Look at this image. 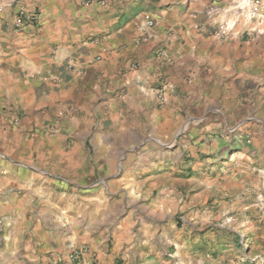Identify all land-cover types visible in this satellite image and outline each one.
<instances>
[{"label": "crops", "instance_id": "crops-1", "mask_svg": "<svg viewBox=\"0 0 264 264\" xmlns=\"http://www.w3.org/2000/svg\"><path fill=\"white\" fill-rule=\"evenodd\" d=\"M215 1L0 0V264L65 262L81 244L82 264H264V193L249 171L221 176L216 234L196 229L193 201L179 221L177 198L162 197L193 178L185 145L169 143L187 116L209 113V78L239 81L264 40V24L248 46L200 29ZM21 8L40 19L15 32Z\"/></svg>", "mask_w": 264, "mask_h": 264}, {"label": "rangeland", "instance_id": "rangeland-1", "mask_svg": "<svg viewBox=\"0 0 264 264\" xmlns=\"http://www.w3.org/2000/svg\"><path fill=\"white\" fill-rule=\"evenodd\" d=\"M214 3L230 4L227 0H217ZM256 5L257 20L248 24L243 22L241 28L256 26L258 31L264 24V0H256ZM258 33L248 35L245 32L232 40H217L227 43L237 41L248 46ZM259 44L261 50L256 60L243 56L239 81L229 79L223 83L220 82L221 76L209 78L208 88L202 92L203 95L208 93L209 101L206 106L209 113L187 116L169 143L171 151L176 150L180 144L185 145L181 153L182 160L193 159L188 165V171L193 167L194 172L192 179H189V174L179 175L176 196L162 197L177 198L178 211L175 216L179 221L188 213L184 208L186 203L193 201L195 205L190 208V212L193 210L200 217L204 214L205 225H196V229L202 230V233L211 230V233L216 234L221 225L218 203L223 200L218 192V182H223L221 176L224 173L234 170L249 171L252 174L250 181L260 193H264V40L259 41ZM225 65L226 72L230 73L237 71L239 67L238 62L232 59L227 60ZM230 77L231 75H226L225 78ZM204 104L200 106L205 107ZM205 172L211 173L208 181L212 183V189L209 192L205 189ZM164 182L167 184L169 180H163ZM189 186L193 188L192 191Z\"/></svg>", "mask_w": 264, "mask_h": 264}, {"label": "built area", "instance_id": "built-area-1", "mask_svg": "<svg viewBox=\"0 0 264 264\" xmlns=\"http://www.w3.org/2000/svg\"><path fill=\"white\" fill-rule=\"evenodd\" d=\"M111 0H81L84 6H103ZM229 5L222 4H210L203 11V23L200 25V29L207 32L212 37L228 41L232 40L245 32L250 35L257 33L256 27H242L241 24L250 23L251 21L257 20L258 10L256 5V0H227ZM40 14L37 10H28L26 8L19 9L12 20V29L15 32L20 31L25 26H36L39 22ZM153 26V22L146 21L140 30L145 32ZM197 26V28H199ZM133 69L137 70L136 64H132ZM166 84L159 83V86L155 88L156 98L160 104L164 102ZM153 91V90H152ZM11 123L17 125L19 123V118H11ZM55 123L48 127V134L54 135L56 132ZM264 251V246L262 247ZM89 252V248L86 244L73 245L70 247L69 253L65 262L60 259H51L50 264H82L83 257ZM92 264V263H91Z\"/></svg>", "mask_w": 264, "mask_h": 264}]
</instances>
